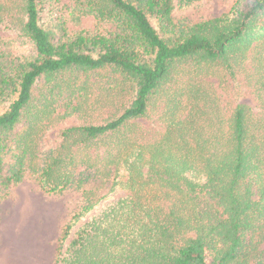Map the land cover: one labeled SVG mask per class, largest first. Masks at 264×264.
<instances>
[{
    "label": "trees",
    "instance_id": "obj_1",
    "mask_svg": "<svg viewBox=\"0 0 264 264\" xmlns=\"http://www.w3.org/2000/svg\"><path fill=\"white\" fill-rule=\"evenodd\" d=\"M47 1L0 0L28 48L0 38V173L10 156L5 187L28 173L45 194L81 191L53 264H264V0L191 25L176 0H68L57 39ZM82 18L97 31L68 36ZM244 88L255 109L217 93ZM70 116L82 123L41 153Z\"/></svg>",
    "mask_w": 264,
    "mask_h": 264
},
{
    "label": "rangeland",
    "instance_id": "obj_2",
    "mask_svg": "<svg viewBox=\"0 0 264 264\" xmlns=\"http://www.w3.org/2000/svg\"><path fill=\"white\" fill-rule=\"evenodd\" d=\"M66 2L68 0H60L59 3L47 1L40 15L41 24L52 28L56 39L64 31L60 29L61 23L57 21V17L67 18V11L62 10V5ZM234 5L235 0H197L187 5L176 0L172 17L175 23L191 25L226 13ZM246 5V2H242L241 7ZM64 28L68 36H74L82 31L94 33L98 27L92 18H82L76 23L65 20ZM0 38L6 42L5 49L10 54L19 56L27 53L25 40L15 27L2 18ZM217 93L222 101L227 100L229 106L240 103L255 109V100L248 89L244 88L234 95L221 89H217ZM154 120L155 116L150 115L144 124L155 127ZM81 123L78 118L70 116L51 125L40 141V152L46 154L55 149L61 140L60 132ZM12 163L11 157H7L0 173V264H53L55 244L61 229L71 214L82 205L81 191L67 189L60 194H45L38 188L35 178L28 173H24L18 184L5 187L2 180L8 176ZM108 184L109 182L99 189V181L89 179L83 189L98 188L97 193L101 197L107 192ZM119 195L122 192L116 190L106 199L100 200L93 214L100 213L109 199Z\"/></svg>",
    "mask_w": 264,
    "mask_h": 264
}]
</instances>
